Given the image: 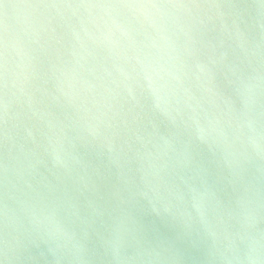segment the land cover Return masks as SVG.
<instances>
[{
	"label": "clouds",
	"instance_id": "9594fccd",
	"mask_svg": "<svg viewBox=\"0 0 264 264\" xmlns=\"http://www.w3.org/2000/svg\"><path fill=\"white\" fill-rule=\"evenodd\" d=\"M0 264H264V0H0Z\"/></svg>",
	"mask_w": 264,
	"mask_h": 264
}]
</instances>
